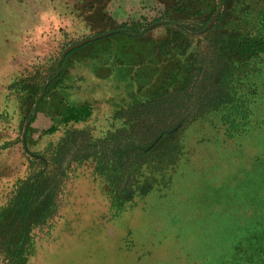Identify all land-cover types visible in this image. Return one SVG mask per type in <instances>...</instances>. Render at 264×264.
<instances>
[{"label":"rangeland","instance_id":"374dc122","mask_svg":"<svg viewBox=\"0 0 264 264\" xmlns=\"http://www.w3.org/2000/svg\"><path fill=\"white\" fill-rule=\"evenodd\" d=\"M263 12L0 0V233L48 224L26 264H261L264 53L234 76L216 34L256 31ZM219 96L233 105L184 120Z\"/></svg>","mask_w":264,"mask_h":264},{"label":"trees","instance_id":"16d2710c","mask_svg":"<svg viewBox=\"0 0 264 264\" xmlns=\"http://www.w3.org/2000/svg\"><path fill=\"white\" fill-rule=\"evenodd\" d=\"M139 34V33H138ZM137 36V35H136ZM140 35H138L139 37ZM216 37L220 38H227V42L223 44V46L218 49L220 53L222 54H228L230 55V61H232L231 65L234 67V76L237 75V72L244 71V67H248L250 62H254V60L260 55H263L264 53V12L262 13L261 17V24L260 28L256 31H252L251 33L241 36L240 33H235L232 35H229L226 33L223 36V33H217ZM239 65V66H236ZM252 69V68H251ZM250 69V70H251ZM248 70V71H250ZM246 72L249 73V72ZM173 76H169L168 81L172 80ZM230 84V82H228ZM168 87H172V85H167ZM163 88V87H162ZM184 88H181L180 90H183ZM180 93L179 91H176L173 94H178ZM172 94H164V96H169ZM220 95V94H219ZM161 97L155 98L151 102L158 101ZM216 100V107L211 108L213 105V101H204V104L201 103L200 109L197 111H194L192 114H190L187 117H184V120H190L192 119L195 114L200 113L203 114L205 110L208 109V111H215L221 106H228V105H233L234 101L232 100L227 101L226 97L219 96L218 98H215ZM236 103V101H235ZM209 104H212L211 106H208ZM207 113V112H206ZM73 117V116H71ZM197 117L193 118L195 120ZM171 131V128L163 131L160 133V135L167 134L166 136L171 137L174 134H170L169 132ZM145 150V148H144ZM142 154H145L144 151H142ZM147 154V153H146ZM177 162L172 161V165H175ZM143 167L148 168V163H143ZM53 205L51 202H48L46 204V210L44 211L43 215L52 208ZM41 215V211H39ZM39 215V217H40ZM18 219V218H17ZM27 218H22V222L20 224H17L18 221L14 220L13 223L8 226V228L11 230L8 233L2 232L0 233V253L4 257V261L6 264H26L29 256L31 254V248H32V243L31 239L29 238V232L32 227H37V226H42V225H48L46 223L45 218H38L36 219L35 224H27ZM17 227L14 232V228ZM7 228V227H6ZM261 264H264V245L261 246Z\"/></svg>","mask_w":264,"mask_h":264}]
</instances>
